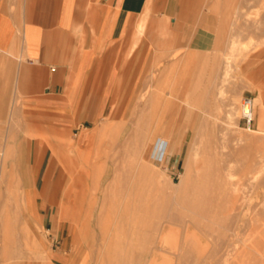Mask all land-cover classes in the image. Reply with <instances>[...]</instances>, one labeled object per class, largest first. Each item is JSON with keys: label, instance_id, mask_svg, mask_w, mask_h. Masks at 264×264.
I'll list each match as a JSON object with an SVG mask.
<instances>
[{"label": "crops", "instance_id": "crops-1", "mask_svg": "<svg viewBox=\"0 0 264 264\" xmlns=\"http://www.w3.org/2000/svg\"><path fill=\"white\" fill-rule=\"evenodd\" d=\"M256 3L260 5L259 1ZM198 4V0H0V186H7V200L14 206L12 215L3 217L6 231L11 230L15 211L25 210L27 218L37 224L45 213L42 189L37 186L43 187L46 178L40 182L38 174L30 181L19 182L20 178L11 171L12 160L6 159L13 153L20 155L18 163H30L29 168L39 170L46 154L53 155V164L55 157L58 159L64 170L59 187L64 185L66 176L70 177L63 196L56 202L58 215L74 225L70 216L75 191H70V187H76V178L67 172L74 155L72 152L70 156V151L61 155L62 132L73 130L78 122L100 121V126L112 120L108 117L118 115L133 91L126 112L130 115L134 99L144 89L147 76L156 69L157 58L163 62L172 57L183 39L188 40L187 27L197 19ZM206 19L209 24L210 18ZM166 26L180 27L177 30L180 29L182 39L160 48L156 42L161 40ZM205 27L201 40L206 52L198 67L186 70V62L180 59L175 64L181 71L197 68L198 73L222 74L227 56L232 60L228 66L231 69L235 51L230 54V48L236 41H231L223 53L220 73L219 61L215 60L219 49L212 47L211 31ZM164 64L163 67H170L174 62L170 66ZM138 73L141 74L136 82ZM177 133L171 128L166 144ZM95 138L89 136L88 145ZM158 140L161 141L160 135ZM75 152L77 158L85 155L80 146ZM87 169L82 184L90 186V166ZM24 187L31 192H25ZM22 229L28 234L22 244L30 249L41 248L30 237L26 224ZM5 235L4 241L8 240ZM7 248L1 246V255L5 256ZM50 255L53 264H83L82 256L72 257L62 250L53 249Z\"/></svg>", "mask_w": 264, "mask_h": 264}, {"label": "rangeland", "instance_id": "rangeland-1", "mask_svg": "<svg viewBox=\"0 0 264 264\" xmlns=\"http://www.w3.org/2000/svg\"><path fill=\"white\" fill-rule=\"evenodd\" d=\"M258 1L259 0H198L199 4H198L197 15H196L197 19L192 20L191 23L189 24V26L187 27L188 40L183 39V41H182L183 43L181 45V48L178 49V51L174 52V56L172 54V57L170 55V56L163 59V63H165L164 66L165 65L170 66L175 61V59L180 58L183 61L182 63L186 62V64L184 65L186 70H191V68L194 66L198 67L199 59L201 60L202 55L204 54V52H206L203 49L204 47L202 46V40H201L203 28L208 24L207 23L208 21L206 18H210L209 24H208V26L205 27V29H206V31H211L210 40H211L212 47L215 46V47H218V49H219L218 50V56L215 58V60L217 61V59H218V61H219L218 68H219L220 73H221L222 66H223V56L222 55H223V53H225L227 51L229 43H231V41H236L237 45L239 47V49L235 51L234 61L231 65L232 71L230 73L229 80L226 82V84H227L226 85V95L227 96H224L223 98L216 99L217 102L220 104V109H219L220 111L217 114V118L214 119L212 124H211L213 127L208 126L207 128H204L203 130H201L202 132L200 131L198 133V134L201 133L200 134L201 136L199 135L200 138H199V136L196 135V133H197L196 127H197L198 123H200L202 121L205 114L202 112V110L195 109L191 105H186L185 99L187 97L186 96L187 93H189L190 91L191 92L195 91V90L190 89L192 87L194 88V85H196L198 87V89L196 90L197 92H199L200 90L203 89V87L201 85L206 86L205 84H207V81H206L207 74H198L197 68H194V70L191 72L195 73L194 78L198 77V79H196V80H198L197 83L195 80H194L195 82L192 80V77L194 75L192 73H189L190 75H193V76H190L187 74L188 76H187V79L185 80V82H183L181 84L180 83L175 84V87L178 91V96H179V98L175 99V100H177L180 107L174 113L175 116H174V119L172 121V123H173L172 131L173 130L176 131V129L179 131L178 134L181 137L180 145L177 148L173 149L175 144H176V138L170 136L171 137V138L169 137L171 139L170 144H166L163 141H161L160 143H155L152 145L150 151L147 153L146 159L152 163V164L150 163L152 166H154L152 168L153 169L155 168L154 170H157L158 172H160V177H156V178L154 177L152 179V176L150 175V179H149V177H146L147 179L143 178L144 180L142 179V184L144 183V185H145V188H144L145 195L147 194L148 197L152 195V196H154L153 197L154 199L156 197L157 200L160 201L162 199V197H164V193H166V191L168 192L167 195L169 193H171L169 191H172V193L175 192V191L173 192V190L169 187V184L176 185V184L180 183V181H181L180 179H182L183 175L185 174L184 172L186 171V165H185L186 164V158H187L188 152L191 149L193 144L195 146H197L199 144V147L201 149V153L199 154L198 159H201L202 161L201 160L196 161L195 163H192V166L194 168L195 166L197 167L202 163L200 166L205 165V166H202L205 168V169H203L204 172H206V171L212 172L211 174H209L210 175V181H208V183L207 182L204 183L203 188L209 189V190H207L208 195L212 196L214 198L222 197L223 196L222 190L228 186V183L231 185L233 180H238L240 178L239 174H241V177H242L243 173H245L246 171L254 172L258 169L257 166L259 167L261 164H264V153H262V152H264V139H263V137H264V126H262V128H261V125H260V122L264 121V112L262 113V111H264L263 110L264 109V18L262 19V16L264 17V10L261 11V14H258L256 16L257 17V19H256L257 23L254 26H252V32H250V21L248 22V19H247V16H251V15L253 16V15H255V12H257L259 4H257L256 2H258ZM177 28H180V27H176V26H174L173 28L167 27V26L164 27V29H166V32L163 31L165 33L161 37H159V38H161V40H158L156 42V44L159 45L160 48H162L163 45H165V46L169 45L170 46V45H173L174 43L176 44L177 42L181 41L180 39H182V37L180 35V29L177 30ZM194 34H195V36H194ZM209 52L212 53V51H209ZM191 54H192V57L190 56ZM176 56H177V58H176ZM188 58H189V60H188ZM187 60H188V62H187ZM143 61L145 62L146 59H144ZM182 63H181V67L183 65ZM175 67H177V65ZM178 68H179V66H178ZM140 74L141 73H138L136 75V82L138 81ZM199 78H201L203 81L200 82ZM204 80H205V82H204ZM191 81H193L192 86H190V84H192ZM198 82L201 83L200 86H199ZM151 83H153V82H151ZM157 86L165 87V86H167V82L161 83L160 85L157 84ZM168 86H169V84H168ZM168 86L165 88H168ZM188 88L190 89V91ZM209 90H211V88ZM132 92L133 91H130L129 96H127L124 106L120 107V111H119L118 115L117 114L111 115L108 118H111L112 120H109V121L122 122V121H124V119H126V117H127V119L129 118L130 115H127L126 112H127L128 105H129V102H130V99L132 96ZM141 92H142V90L139 91V94ZM239 93H240V95H239ZM235 94H236V96L239 95L238 102H236V104H234V106L236 107V113L232 114L233 116L231 115V117H229L227 115V113L225 112V110L228 108V106H227L228 97L234 96ZM258 96L262 97V102L254 104L253 99L255 97H258ZM209 98L210 97H208V99ZM244 98H250V99H252V102H253L254 119L251 122V125L249 128L247 127L245 121L242 119L241 111H240V107H239V106H241V102L243 101ZM206 99H207V97H205V100ZM183 107H186V109H187V110H185L184 116H182L180 114V110H182ZM130 119L131 118H129V120ZM261 119H262V121H261ZM129 120H128V122H126V126L123 128L120 136H118L116 138V140H114V139L111 140L110 136H112V135H109L108 133H105L106 134L105 135L102 133L103 135L99 134L94 139V141H92V143L89 145H88V139H89V136L91 134V131L93 130L94 127L98 126L101 123L100 121L95 122V123L78 122L76 127H74L73 130H70L68 132H62V135L60 137V150L62 151L61 155H67L66 153H68L70 151V156H72V152H73V155H74V156H72L74 158L73 166L75 165L74 170L77 169L75 172H78V170H80L83 165L86 166L89 164L90 173L92 172L91 176H90V187H89L90 189L94 188L93 187L94 186L93 180L96 177H98V191H97V193L93 195L90 192L89 197L86 198L87 203L85 201V204H84V207H86V209L89 208L88 210H90V214H91L90 217L86 218V220L88 219V237H89L88 240L89 241H88V243L82 242L77 247L76 250L74 249V247H75L74 236L76 233V226L71 224L69 222L68 218H60L58 215L59 207L56 206V202H58L59 199L61 198V194L63 196L62 192L65 190L66 185L70 182V177L66 176L64 179V185H61L59 187L60 175H63L64 170L61 168V164L59 163L58 159L55 157L56 162H55V164H53L52 163L53 155L50 153L46 154L45 160L43 163V168H42V170L41 169L39 170V169H33L32 167L29 168L28 166L30 163L29 164L28 163L26 164L25 162L18 163L16 159L20 155H18L16 153H13L12 155H9L8 158H6L7 160H10V159L12 160V164H11L12 170L11 171L13 172L14 176H16L17 178H20L19 182H22V180L23 181H30L33 177H35L38 174H40V176H41V178L39 179L40 182L43 180L42 179L43 177L46 178L45 179L46 184L43 187L37 186L38 189H42V191H41L43 194L42 196L44 197V200H45L43 203L45 213H44V217L40 218L39 223L37 224L36 222H32L30 219L27 218V214H26L25 210L24 211L21 210L18 213L19 214V220H18V223L16 224V227L12 230L6 231L4 229L3 217H4V215H7V214H9L11 216L13 213V207L14 206L10 201L7 200L8 199L7 186H3V187L0 186V264L2 262L7 263V264H28L29 262L32 263V260L28 258L27 254L24 253L25 248H24V245L22 243H23V241L27 240L28 234L22 229L23 224L27 225L28 230H29L28 233L30 234V237L32 238V240L36 239V242L40 244L41 248H44L49 253L53 249L62 250L63 252H65L67 254L71 253L72 257H74L76 255H77V257L84 255V258L82 261L83 264H102V262L109 264V262H108L109 260L107 258H105V256H103V255L100 256V254H99V253L103 254V248L101 247L102 246L101 239H102V236H104V237L107 236L106 239H108V236L110 234L112 235L114 233V231H116L115 229H117V228H118V230L116 231V233H114V235L116 234V236H117V234H118L119 237H122L123 234H124V237L127 236L129 238L131 237L132 234L134 237L135 233H136V236L138 234L140 235L139 236L140 238H137L138 236L136 237V239H138L137 241L136 240L132 241V243L136 244V245H138V243L140 242V244H142L143 246H145L147 248L146 251H142V253H141V257H142L141 261L142 262L140 264H148L152 255H155L159 252L164 251V250H161L159 248L160 246H162L161 245L162 242L164 245L166 244V246H169L170 244H172V243H170L169 240L168 241L166 240L164 242V241L160 240L158 237L160 235L158 230L160 232H162V229H160L161 228L160 227L161 222H164V224H165L164 227L166 230H164V231H168L167 229L169 227L168 226L169 222L165 221V220H167V219L169 220V217L171 218V214L175 215V213H173L171 211H170V213H169V211H166L165 213L153 211V213H151L152 210H149V212H148V210L147 211L144 210V212L141 210V213H143V215H144L141 217V220H144L146 223H144L143 226L141 225L142 227L141 226L139 227L137 224H136V226L131 224V221H134V217H136V214H135L136 210L125 211L124 213H127V214L130 213L129 215L135 214L134 216L123 215V216H125V219H124V217L121 218L122 215L119 212V210H117L116 213L118 214V217L114 216L115 220H114V217H111V219L113 218L112 221H115L118 223L116 225H114L115 223L113 225L111 224L113 226V228H111L112 226H110V228L108 226L109 229L105 227V229H106L105 231H107L109 233V234L105 233V235H104V233L102 234L101 226L98 224L97 220H100V218L98 217V215H100V214H98V213L104 214V213L112 212V211L106 210L107 207H105V206L114 204V203H116L117 200H118L117 203H120V205H122L124 203L123 200L119 201L123 197V195L121 198H120L121 195H119V197H118L115 195L112 196V194L105 197L103 194H101V190H103V188H105V186L108 184V182L112 178L113 173L111 172V169L113 168L114 164L116 162L118 164L119 161H120L119 164H121V161L123 159L126 160L125 157L129 156L128 153H130V152H128V151H130L131 149H129V148L124 149V146L127 143L124 144V146H122V143L124 141L123 139H125L128 132H130V130H131L130 128H132V124H130L132 121H129ZM124 123H125V121H124ZM184 125H185V127H184ZM180 131H182V132H180ZM203 133L205 135H203ZM252 134H253V136H252ZM220 135H224V140L226 141V144H227V142L229 143V145L227 144L229 150L227 147H222L223 149H221L220 146H216V145H220L218 142ZM256 135H257L256 140H258V142H256V141L254 142V140H255L254 137H256ZM195 140L197 142H195ZM249 140L251 143H249ZM207 141H210V143L208 145H207ZM171 143H172V145H171ZM195 143H197V144H195ZM213 143H215L216 145ZM209 145L212 149H209L210 148ZM243 145L245 148L242 147ZM77 146H80V150L85 151L84 156L88 159L87 163L84 162V159H82L81 157L77 158L78 153L76 154V152H75ZM129 146H130V144H127L125 147H129ZM246 146H248V147H246ZM130 148H131V146H130ZM165 148H166V150H165ZM240 148H242V149H240ZM123 149L125 151H126V149H128V151H127L128 153L126 152V154H127L126 156H124L125 151ZM164 150H165V152H164ZM233 150L235 152H237L236 153L237 156L235 155V152H234V156H232L233 153H231V152H233ZM238 150L239 151H245V152H247V154L244 152H241L240 154H238V152H239ZM122 151H124V152H122ZM209 152H211L212 154ZM217 152H218V154H216ZM219 152H220V155H219ZM228 152H230V155L228 154ZM122 153L124 155H122ZM215 155H217V156H215ZM22 156L24 157L26 155H22ZM112 156L117 157V158L113 159L114 157L112 158ZM208 156L210 158H208ZM206 158H207V160H206ZM260 158H261V160H260ZM118 159H119V161H115ZM227 159H228L229 163L226 161ZM222 160L225 163L226 162L228 163V164L226 163L227 165H229V166H226L227 168L225 167L226 164L224 165L223 164L224 162H222ZM215 161L217 162V164ZM111 162H113V165L111 164ZM211 162H212V165H211ZM7 164H8V162H7ZM79 164H80V166H79ZM109 164H110V166H109ZM208 164H210V165H208ZM34 165L36 166L38 164H34ZM53 165H54V167H53ZM127 165H129L128 159H127V161H125L124 167L122 168L123 170L120 169L121 172L119 171L120 173H123V171H124V173L120 177V180H121V182H123V180H124V182H123L124 186L123 187H125V188L130 187V183L127 184L128 182L132 183L134 178H137V177H134V176H136V174L133 175L134 173H136V170L135 169L133 170L132 168L128 170ZM213 166H214V170L212 169ZM216 166L219 168V170ZM219 166L222 169H220ZM206 167H208V168H206ZM215 168H217V169H215ZM235 168H236V171L240 172V173L237 174V172L234 171ZM211 170H213V171H211ZM133 171H135V172H133ZM93 172L98 174V175L95 174L93 176L92 175V174H94ZM218 172H220L222 174L219 175ZM227 172L230 173V175H228ZM251 172H250V174H251ZM128 173H131L130 177H126V175L124 176V174H128ZM212 174H216V175L218 174V176H216V175L214 176ZM132 175L134 178H132ZM211 175H212L213 179L215 177L216 178L213 180ZM224 176L226 178L223 179ZM123 177H124V179H123ZM127 178L129 180H127ZM216 179L219 180V183H218V180H216ZM220 179L222 181H220ZM137 180L135 179V181H137ZM146 180H147V182H146ZM225 180H227V181H225ZM13 181H15V178L13 179ZM223 181L225 184L223 183ZM220 182H221V184H220ZM222 183H223V186H222ZM207 184H209V185L207 186ZM218 184H219V187H216V186H218ZM220 185H221V187H220ZM24 188L26 190L25 192H27V193L31 192V190L29 188H27V187H24ZM218 188L219 189L223 188V189L219 190ZM119 189H121V188H119ZM149 189L151 190V192ZM216 189H218L219 192H221L220 195L216 194V191L218 192V190H216ZM146 190H147V192H146ZM212 191H214V192H212ZM209 192H210V194H209ZM161 193H163V194L161 195ZM148 194H150V195H148ZM176 194H178V192H176ZM101 195L103 196V198ZM117 197H118V199H117ZM90 198H92V199H90ZM113 198H116V199L113 200ZM130 198L133 199L135 197L133 196ZM153 198H150V199L153 200ZM252 199H253L252 203L253 204H254V202L256 203V200L254 198H252ZM88 200H90L91 202ZM127 201L126 202L129 203V205L134 204V202L132 200L131 201L127 200ZM147 202L150 203L148 205L153 204L149 200ZM216 202L217 201L215 200L214 203H216ZM100 203H101V205H100ZM61 205H62V203H61ZM86 205H88V207ZM102 205H104L105 210L101 209V208H103V207H101ZM99 206H100V209H99ZM101 210L103 211V213ZM214 211H216V210H214ZM145 212H147L146 214L150 213L149 215H153L154 212H155V214L153 216H149V215H145ZM216 212H219V211H216ZM169 214H170V216H169ZM173 217H175V216H173ZM190 217L191 216L188 214V217H186V215H185V216H182L181 218L179 217L178 220L176 219L177 221L175 219L173 220V224H174L173 228L177 230V231L176 230H174V231H176V235H178V237L180 236L181 231L184 228V223H186L187 221H192V219H191L192 217L191 218ZM136 218L138 219L139 217H136ZM136 218H135V220H136ZM123 220H125V221H123ZM198 220L195 222V225H191L192 224L191 222H187L188 223V229L190 231L191 230H195V231L198 230V225H199L198 222H200V218ZM120 221H121L122 225L120 224ZM127 221H129V222H127ZM147 222H148V224H147ZM151 222H153V223H151ZM174 222H176V223H174ZM189 223H191V224H189ZM120 225L125 229H122V227ZM115 226H117V227H115ZM132 226H134V228ZM114 227H115V229H114ZM131 227H132V229H131ZM135 227L137 230L135 229ZM134 229L136 230V232L134 231ZM139 229H142V231H141L142 233L140 232ZM109 230H111L112 233H110L111 231H109ZM121 230H123L124 232L123 231L121 232ZM132 230L135 233H133ZM138 230H139V233H138ZM118 231H119V233H117ZM143 231H145V232H143ZM6 233L8 235V240L4 241L5 240L4 238L6 237V235H5ZM17 233H19V234H17ZM94 236H95V240H94ZM100 242H101V244H100ZM2 245H6L8 247L7 253L5 254V256L1 255V246ZM150 248H152V250ZM15 249H17V250H15ZM167 250H169V249H167ZM72 251H73V253H72ZM150 251H151V253H150ZM148 252L150 255L148 254ZM95 253L97 256L95 255ZM136 253H138V252L136 251ZM166 253H168V252H166ZM166 255L172 256V255H169V253ZM189 258H188V260L179 261L180 263H178L175 258H172V260L171 259H163V260L159 261V264H185V262H186V264H188L190 261L192 263L190 262L189 264H196V263L198 264L195 256H192L190 259ZM146 261H148V262L146 263ZM129 262H130L129 260H125V264H128ZM131 262L138 264L137 260H132Z\"/></svg>", "mask_w": 264, "mask_h": 264}, {"label": "bare ground", "instance_id": "bare-ground-1", "mask_svg": "<svg viewBox=\"0 0 264 264\" xmlns=\"http://www.w3.org/2000/svg\"><path fill=\"white\" fill-rule=\"evenodd\" d=\"M259 2H260V5L258 7L257 12H255V15L247 16L248 22L250 21V24L252 26H254L257 23V20H256L257 17L256 16L258 14H261V11L264 10V0H259ZM238 49H239V47L237 45V42H236V44L233 43L231 48H230V54H233V52L238 50ZM173 56H174V54H173ZM176 58H177V56H176ZM230 58L231 57L227 56V61H226L227 67L225 68L224 72L221 75L218 73H213V72L198 73V74H207V77H206L207 84H205L206 86L201 85L203 87L202 90L197 92L196 90L198 89V87L196 85H194V88L193 87L190 88L191 90H195V91L191 92L190 89L188 88L190 92L188 91L189 93H187V95H186L187 97L185 99V104L191 105L195 109L202 110V112L205 114L202 121L200 123H198V125L196 127L197 128V133H196L197 136H199L201 134V133L198 134L201 130H203L204 128H207L208 126H212L211 124H212L213 120L217 118V114L220 111L219 110L220 104L217 102L216 99L223 98L224 96H227L226 95V85H227L226 82L229 80L230 71H231V69L228 68V66L232 62V60ZM179 61H180V58H177V59H175L173 66L163 67L162 66V64H163L162 59L157 58L156 69L154 70V72H152L151 74H149L147 76L146 84L144 86V89H142V92L138 95L136 94L137 96L135 95L136 96V99H134L135 105L133 104L134 106H132L130 109L131 110L130 111L131 117L129 116V118H131V119L129 120V118L127 119V117H126L127 120L124 119L125 123H124V121H122V122L107 121V122L101 124L100 126H98V128L91 131L90 138H95V136H97L99 134L101 135L102 133L103 134L108 133L109 135H112V136H110L111 140H113V139L116 140V138L118 136H120L123 128L126 126V122H128V120L132 121L130 123V124H132V128H130L131 129L130 132H128L127 136L125 137V139H123L124 141L122 143V146H124V144H126V143L130 144L131 148H130V146L125 147L127 145L126 144L124 146V149L129 148L131 150L128 151V149H126V151H125L123 149L125 151V155L122 153V155L126 156L127 155L126 152L128 151V152H130V153L127 152L129 156L125 157L126 160L123 159L121 161V164H119V162H120L119 159L115 160V161H119L118 162L119 165L117 164V162L114 164L113 168L111 169L113 176L110 179V181L108 182V184L106 183L107 185L105 186V188H103V190H101V194H103L105 197L112 194V196L115 195L118 197H119V195H121L120 196V198H121L123 195V197L119 201L123 200L124 203L122 205H120V203H117V201H118L117 200L116 203H114L115 205L111 204V205L105 206L108 208V209L106 208V210H109L112 212H108V213H104V214L98 213V214H100V215H98L100 220H97V221H98V224L101 226V229H102L101 232H102V234L104 233V235H105V233L109 234L107 231H105L106 230L105 227L108 228V226H109V228H110V226H112L114 223H115L114 225H116L118 223V222L112 221L113 218L111 219V217H114V216L118 217V214L116 213L117 210H119V212L121 213V215H122L121 218L124 217V219H125V216H123V215L134 216L136 214V217H139V218L137 219L136 217H134V221H131V224H133L134 226H136V224H137L139 227L141 225L143 226V224L146 223L144 220H141V217L144 216L143 213H141V210L143 212H144V210H146V211L148 210V212H149V210H152L151 213H153V211H157L160 213L161 212L165 213L166 211H169V213H170V211H171V212L175 213V215L171 214V218L169 217V220L168 219L165 220V221L169 222V225H168L169 227L167 229L168 231H164V230H166L164 227L165 224H164V222H161L160 223L161 228L160 227L159 228L162 229V232H160L158 230V232L160 233V235L158 237L160 240H162L164 242L166 240L167 241L169 240L170 243H172V244H170L169 246H166V244L164 245L162 242L161 243L162 246H160V247L158 246V247L164 251L159 252L155 255H152L149 262L146 261V263L148 262V264H159L160 260H163V259H171L172 260V258H175L176 261L178 263H180L179 261H181V260L182 261L188 260L189 257L191 258L192 256H195L198 264H264V164H261L259 167L257 166L258 169L254 172L246 171L245 173H243L242 177H241V174H239L241 179L239 178L238 180H233L234 182L231 180L232 181L231 185L228 183L227 187H225V188L223 187L224 189L222 188L223 190L220 188L222 190L223 196L221 195L222 197L214 198V197L208 195L207 190H209V189L203 188L204 187L203 184L206 182L208 183V181H210V175L209 174H211L212 172H207V171L204 172L203 169H205V168L202 166H205V165L200 166L202 164L201 162H200L201 163L200 165L197 163L199 165L197 167L195 166L193 168V166H192V163H195L196 161L201 160V159H198V156L201 153V149L199 147V144L197 146H195L193 144L191 149L188 152V156L186 158V164H185L186 165V171L184 172L185 174L183 175V177L181 176L182 179H180L181 180L180 183L176 184V185L169 184V187L173 190V192L175 191L174 192L175 194L172 193V191H169L171 193H169L167 195L168 192L166 191V193H164V197H162V199L160 201H158L156 197L154 199L153 198L154 196H152V195H151L152 197L151 196H149V197L153 198V200L150 199L147 196V194L145 195V190H144L145 185H144V183L142 184V179L146 178V177H149V179H150V175L152 176V179L154 177L155 178L160 177V172H158L157 170H154L155 168L154 169L152 168L154 166H152L151 165L152 163L146 159V155L150 151L153 144L160 143L161 141L166 143V135H167L168 131L173 127L172 121H173L174 116H175L174 113L180 107L177 100H175V99L179 98L178 91L175 87V84H179V83L181 84V83L185 82V80L187 79V76L190 75L189 73H192L193 75L195 74L193 72L181 71V68L180 67L178 68V65L175 64V63H178ZM176 65H177V67H175ZM193 75H190V76H193ZM194 77H195V75L192 77V80L193 81L195 80L197 83L198 80H196V79H198V77H196V78H194ZM193 81H191V83ZM199 81L201 82L203 80L201 78H199ZM151 82H153V83H151ZM164 82H167V86L169 84L168 88H165L167 86H165V87L162 86L163 88L160 86H157V84L160 85L161 83H164ZM204 82H205V80H204ZM200 84L201 83H199V86H200ZM192 85H193V83L190 84V86H192ZM208 88L209 89L211 88V90H209ZM239 95H240V93H239ZM239 95L236 96V94H235L234 96L228 97V103H227L228 108L225 110V112L227 113V115L229 117H231L232 114L236 113V107L234 106V104H236V102H238ZM205 97H207V99H208V97H210V98L208 100L207 99L205 100ZM253 100H254V104L261 103L262 97L258 96V97H255ZM239 107H240L241 116H242L243 102H241V106H239ZM185 110H187L186 107H183L182 110H180V114L182 116H184ZM263 112L264 111H262V113ZM261 121H262V119H261ZM260 125L262 128V126H264V121L260 122ZM184 127H185V125H184ZM180 132H182V131H180ZM158 135H160L161 141L158 140ZM203 135H205V134L203 133ZM200 136H199V138H200ZM252 136H253V134H252ZM254 138H255L254 142L255 141L258 142V140H256L257 135ZM263 139H264V137H263ZM180 140H181V137L177 133L176 144H175L173 149L177 148L180 145ZM210 141H207V145L210 143ZM195 142H197V141L195 140ZM218 142L220 145H216L215 143H213V144H215L216 146H220L221 149H223L222 147L228 148L229 143L227 142L228 145L226 144V141L224 140V135H220ZM249 143H251L250 140H249ZM195 144H197V143H195ZM209 147H210V145H209ZM242 147H244V145ZM246 147H248V146H246ZM209 149H212V148L210 147ZM240 149H242V148H240ZM165 150H166V148H165ZM165 150H164V152H165ZM228 150H229V148H228ZM124 151H122V152H124ZM234 152H235L234 150H233V152H231V153H233L232 156H234ZM241 152H244L247 154V152H245V151H239L238 154H240ZM209 153H211V152H209ZM236 153L237 152H235V155H236ZM262 153H264V152H262ZM216 154H218V152ZM228 154L230 155V152H228ZM219 155H220V152H219ZM215 156H217V155H215ZM113 157L114 156H112V158ZM116 158L117 157H114L113 159H116ZM208 158H210V157L208 156ZM82 159H84V162H86V163L88 162V159L85 156H82ZM127 159L129 160V165H127L128 170L131 168L133 170L135 169L136 173H134L133 175L136 174V176H134V177H137V178H134L132 175V178H134L132 183L128 182L127 180H129V179L127 178V180H126L128 182L127 184L130 183V187L129 188L127 187L128 189L123 187L124 186L123 185L124 180H123V182H121V180H120V177L124 173V171H123V173H120L121 172L120 169H122L124 167L125 161H127ZM206 160H207V158H206ZM260 160H261V158H260ZM67 161H69V160L67 159ZM226 161L228 162V159ZM222 162H224V161L222 160ZM226 163L224 162L223 164L225 165ZM70 164L71 165L67 169V172L70 173L72 176H75V178H76V180H75V183H76L75 186L76 187H73V186L70 187V191H75L74 192V194H75L74 208H73V213L70 216V221L74 222V225L76 226V233L74 236V240H75V247L77 248L82 242L88 243V241H89L88 240V238H89L88 237V219L86 220V218L90 217L91 214H90V210H88L89 208L86 209V207H84V204H85L86 198L89 197L90 192L93 195L97 193V191H98V177L95 176L96 178L93 180V183H94L93 187L94 188L90 189L89 188L90 186L87 185L86 183L82 184L83 176L85 173L88 172L87 168L89 167V164L86 166L83 165L81 167V169L78 170V172H75L77 169L74 170L75 165L73 166V163H70ZM111 164L113 165V162H111ZM216 164H217V162H216ZM227 164L225 165V167L229 166ZM66 165H69V164H66ZM208 165H210V164H208ZM211 165H212V162H211ZM79 166H80V164H79ZM109 166H110V164H109ZM206 168H208V167H206ZM217 168H215V169H217ZM212 169L214 170V166ZM220 169H222V168L220 167ZM213 170H211V171H213ZM218 170H219V168H218ZM234 171L237 172L236 168ZM133 172H135V171H133ZM250 172H251V174H250ZM238 173H240V172H237V174ZM95 174L96 173H94L92 175L94 176ZM218 174L220 175L222 173L218 172ZM218 174L217 175L212 174V175L218 176ZM227 174L230 175V173H228V172H227ZM96 175H98V174H96ZM125 175H126V177H130L131 173L124 174V176ZM212 175H211V177H212ZM224 178H226V177L224 176L223 179ZM123 179H124V177H123ZM135 179L136 180L138 179V180L135 181ZM212 179H213V177H212ZM216 180H218V179H216ZM220 181H222V180L220 179ZM225 181H227V180H225ZM146 182H147V180H146ZM218 183H219V180H218ZM223 183H224V181H223ZM223 183H222V186H223ZM220 184H221V182H220ZM208 185L209 184H207V186ZM216 187H219V184ZM220 187H221V185H220ZM119 188H121V189H119ZM218 189H216V190H218ZM219 190H218V192L216 191V194L220 195L221 192H219ZM146 192H147V190H146ZM150 192H151V190H150ZM176 192H178V194H176ZM210 192H209V194H210ZM212 192H214V191H212ZM162 194L163 193H161V195ZM148 195H150V194H148ZM133 196L135 198L131 199L130 197H133ZM118 197H117V199H118ZM102 198H103V196H102ZM252 198H254L256 200V203L255 202H254V204L252 203L253 202ZM90 199H92V198H90ZM114 199H116V198H113V200ZM127 200H129V201L132 200L134 202V204L129 205V203H127L128 202ZM148 200L151 201L153 204L148 205V204H150L149 202H147ZM215 200L217 201L216 203H214ZM88 201H90V200H88ZM86 203H87V201H86ZM100 205H101V203H100ZM86 206L88 207V205H86ZM101 207H103V208H101L102 210L103 209L105 210L104 205H102ZM99 209H100V206H99ZM129 210H131V211L136 210V213L131 214V215H129L130 213L129 214L124 213L125 211H129ZM214 210L219 211V212H216ZM102 213H103V211H102ZM146 213L147 212H145V215L150 214V213L149 214H146ZM154 214H155V212H154ZM188 214L192 217V218L190 217L192 219V221H187V222H191L192 224L189 223L191 225H195V222L200 218V222H198L199 223L198 230L197 231H195V230L190 231L188 229V223L186 222V223H184V228L181 231L180 236L178 237V235H176L177 230L173 228V225H174L173 220L174 219L178 220L179 217L181 218L182 216H185V215H186V217H188ZM13 215L14 216L12 218L11 230L16 227V224L18 223V220H19L17 211H15V213ZM153 215H149V216H153ZM169 216H170V214H169ZM173 216H175V217H173ZM61 218H64V216L61 215ZM135 218H136V220H135ZM114 220H115V217H114ZM123 221H125V220H123ZM127 222H129V221H127ZM151 223H153V222H151ZM174 223H176V222H174ZM120 224L122 225L121 221H120ZM147 224H148V222H147ZM134 226H132V227L134 228ZM115 227H117V226H115ZM115 227H114V229H115ZM132 227H131V229H132ZM111 228H113V226ZM122 229H125V228L122 227ZM135 229H136V227H135ZM135 229H134V231L136 232L137 229L136 230ZM111 230H109V231H111ZM115 230L117 231L118 228ZM139 230H140V232L142 231V229H139ZM139 230H138V233H139ZM174 230H176V231H174ZM116 231H114V233H116ZM122 231L123 230H121V232ZM134 231L132 230L133 233H135ZM143 232H145V231H143ZM110 233H112V231ZM114 233L112 234L113 236L110 234L108 236V239H106L107 236L106 237L102 236V239H101L102 246L101 247L103 248V254L99 253L100 256H102V255L105 256V258H107L109 260L108 261L109 264H125V260L130 261L128 264H135V263L131 262L132 260H137V263L140 264L142 262L141 261L142 260L141 253H142V251H146L147 248L145 246H143L142 244H140V242L139 243L137 242L138 245L132 243V241H134V240L137 241L138 239H136V237L138 236L137 238H140L139 237L140 235L137 233L138 235L136 236V233H135L134 237H133V234L132 235L130 234L131 237L129 238L127 236L124 237V234L122 237H119L118 234L116 236V234L114 235ZM117 233H119V231ZM17 234H19V233H17ZM94 240H95V236H94ZM35 241H36V239H35ZM100 244H101V242H100ZM24 248H25L24 251L27 253L28 258L31 259L33 262L30 264H53L51 261L50 253L47 250H45L44 248L30 249V248H27L26 246H24ZM166 248L169 250H167ZM150 249L152 250V248H150ZM15 250H17V249H15ZM136 251L138 253H136ZM166 252H168L169 255H172L173 257L167 256L166 254H168V253H166ZM150 253H151V251H150ZM148 254H149V252H148ZM95 255H96V253H95ZM83 258H84V255L81 257L82 261H83ZM102 264H106V263L102 262ZM185 264H186V262H185Z\"/></svg>", "mask_w": 264, "mask_h": 264}, {"label": "built area", "instance_id": "built-area-1", "mask_svg": "<svg viewBox=\"0 0 264 264\" xmlns=\"http://www.w3.org/2000/svg\"><path fill=\"white\" fill-rule=\"evenodd\" d=\"M242 102H243L242 119L245 121L247 127L249 128L251 122L254 119L252 99L244 98Z\"/></svg>", "mask_w": 264, "mask_h": 264}]
</instances>
